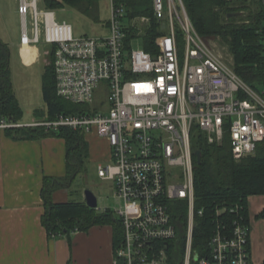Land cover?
Segmentation results:
<instances>
[{"label": "built area", "instance_id": "obj_1", "mask_svg": "<svg viewBox=\"0 0 264 264\" xmlns=\"http://www.w3.org/2000/svg\"><path fill=\"white\" fill-rule=\"evenodd\" d=\"M21 43L51 44L56 92L73 103L88 104L106 81L108 107L24 125L45 129L67 126L84 135L105 138L110 157L98 164V175L113 184L121 205L115 208L122 239L115 249L125 264H264L250 256V221L236 218L224 232H212L205 255L193 254L194 208L191 131L198 126L208 142L220 141L228 130L235 159L252 153L264 140V85L255 90L237 75L195 29L183 0H149L151 14H132L127 0H106L108 33L75 35L72 25L38 0H18ZM243 13L249 6L264 9V0H223ZM31 35L27 33V16ZM154 21L163 33L155 52L142 46ZM178 30L184 39L179 54ZM264 50V29L261 38ZM45 53H48L46 51ZM1 127L23 126L0 121ZM187 202L183 253L177 263L168 244L177 238L170 206ZM236 205L231 211L238 212ZM216 215L220 209L215 210ZM226 231V230H225Z\"/></svg>", "mask_w": 264, "mask_h": 264}, {"label": "trees", "instance_id": "obj_2", "mask_svg": "<svg viewBox=\"0 0 264 264\" xmlns=\"http://www.w3.org/2000/svg\"><path fill=\"white\" fill-rule=\"evenodd\" d=\"M95 0H41L45 9H61L66 6L95 17L93 5ZM187 13L197 32L206 37H219L232 55L234 71L243 81L261 91L264 85V50L261 38L264 29V9L242 15L236 8L223 0H183ZM149 0H127L134 6L132 14H151L142 7ZM238 13L235 17H227L228 13ZM163 31L152 21L145 30L142 40L143 48L155 52L157 39ZM181 32L178 30V38ZM54 49L50 48L49 62L44 67L41 89L45 110L36 109L35 114H44V119L51 120L59 113L77 114L89 111L87 104L73 103L59 96L56 92L54 72ZM10 50L7 43L0 39V118L7 122L19 123L22 109L14 95L9 68ZM5 132L13 139H38L55 136L64 139L66 144L67 171L64 176H45L41 189L44 212L41 222L50 234L69 233L71 230H88L97 223L113 224L114 249L122 239V227L111 208L102 213L88 207L84 201L68 200L54 202L53 192L71 184L73 178L83 170L89 157L88 142L79 130L67 126L57 129H45L40 125H23L6 127ZM220 141L208 142L207 137L198 126L191 131V151L193 160L194 208L201 209L202 215L195 217L192 236L193 254L205 255L207 242L217 226L230 231L233 222L239 216L249 222L248 197L264 196V140L256 144L252 153L239 159L232 155V147L228 130L222 133ZM200 151V162L196 163L194 151ZM238 205V212L231 211ZM220 209L216 215L215 210ZM170 213L176 227L177 238L170 241L175 256L169 257L180 262L187 222V202L174 200ZM256 218L264 221V208L256 214ZM226 230V231H225ZM250 247V242H249ZM116 264H125L116 257Z\"/></svg>", "mask_w": 264, "mask_h": 264}, {"label": "crops", "instance_id": "obj_3", "mask_svg": "<svg viewBox=\"0 0 264 264\" xmlns=\"http://www.w3.org/2000/svg\"><path fill=\"white\" fill-rule=\"evenodd\" d=\"M16 11L19 13L18 8ZM18 29L16 28V39L4 42L8 44L10 51L13 46L19 49L27 58V64H34L40 56L38 49L34 46L35 43L23 45L21 40L19 42L17 38L20 33L21 39L22 23L20 32ZM43 116L44 114L41 115ZM37 121L41 120L32 116L31 119L21 118L19 123L24 125ZM85 139L88 142L89 158L99 161L98 164L109 159L110 148L105 138L89 133L85 134ZM66 171L64 139L55 136L39 140L13 139L6 134L5 127L0 126V264H116L113 224L97 223L88 230L76 229L57 235L48 233L43 226V178L61 177ZM69 186L70 184H65L56 189L53 201H68ZM111 187L115 196L112 183ZM260 199H264V196L252 195L247 200L250 235L255 226L249 205L257 204V201H262ZM263 208L264 205L258 212ZM98 209L97 212L102 213L108 207ZM261 221L264 224L262 219ZM257 244L256 239L253 237L251 240L250 236V256L254 263L264 260V251H259Z\"/></svg>", "mask_w": 264, "mask_h": 264}, {"label": "rangeland", "instance_id": "obj_4", "mask_svg": "<svg viewBox=\"0 0 264 264\" xmlns=\"http://www.w3.org/2000/svg\"><path fill=\"white\" fill-rule=\"evenodd\" d=\"M18 0H0V39H16V28L20 32L21 16L17 13ZM93 5L95 17L90 14L78 11L75 8L66 6L56 9L55 18L58 21L65 20L69 22L75 35L85 36H103L108 33L109 5L106 0H95ZM39 9L43 8L41 0L37 1ZM15 10V12H13ZM258 8L249 6L242 15L246 16L250 12L257 11ZM27 33L31 35V25L29 15L27 16ZM20 42V33L17 38ZM208 44L219 54L224 61L232 65V55L226 45L219 37H206ZM34 46L40 54L38 61L34 64H27L26 57L15 46L11 48L9 58V68L11 73V84L15 97L22 109L21 118L31 119L34 116L36 120H43L42 114H34L35 109L45 110L43 101L41 81L45 65L49 62L51 44L42 42L35 43ZM48 51V53H45ZM184 51V39H179V54L182 56ZM106 81H101L94 93L92 103H88L89 111L91 109H106L108 107V86ZM41 112V113H42ZM97 160L88 157L84 163L83 170L79 172L72 180L67 199L74 201H84V192L91 190L97 197L98 208L107 206L108 208H119L120 199L113 196L111 181L102 179L97 172ZM103 163V162H102ZM257 201V204H250L249 209L252 216L255 230L251 232V240L256 239L258 250L264 251V224L255 214L264 205V199ZM97 211L99 209H96ZM114 216L118 218L117 213ZM172 247V244L170 245Z\"/></svg>", "mask_w": 264, "mask_h": 264}, {"label": "water", "instance_id": "obj_5", "mask_svg": "<svg viewBox=\"0 0 264 264\" xmlns=\"http://www.w3.org/2000/svg\"><path fill=\"white\" fill-rule=\"evenodd\" d=\"M238 13L232 12V13H228L227 17H235L237 16ZM194 155L196 158V163H199L201 158H200V151L196 150L194 151ZM84 200H85V204L90 207V208H94V209H98V202H97V197L96 195L89 189H86L84 192Z\"/></svg>", "mask_w": 264, "mask_h": 264}]
</instances>
